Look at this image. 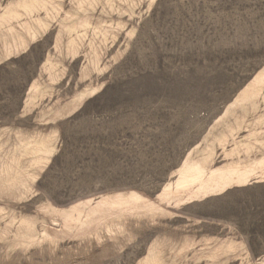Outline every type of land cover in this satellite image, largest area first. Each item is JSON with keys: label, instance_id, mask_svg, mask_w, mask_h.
I'll use <instances>...</instances> for the list:
<instances>
[{"label": "rangeland", "instance_id": "1", "mask_svg": "<svg viewBox=\"0 0 264 264\" xmlns=\"http://www.w3.org/2000/svg\"><path fill=\"white\" fill-rule=\"evenodd\" d=\"M0 264H264V0H0Z\"/></svg>", "mask_w": 264, "mask_h": 264}]
</instances>
